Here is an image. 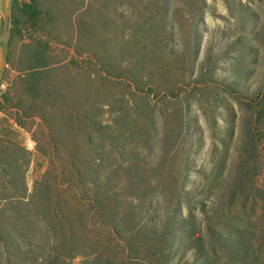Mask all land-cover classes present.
Here are the masks:
<instances>
[{
    "label": "rangeland",
    "instance_id": "1",
    "mask_svg": "<svg viewBox=\"0 0 264 264\" xmlns=\"http://www.w3.org/2000/svg\"><path fill=\"white\" fill-rule=\"evenodd\" d=\"M11 2L0 264H264V0Z\"/></svg>",
    "mask_w": 264,
    "mask_h": 264
},
{
    "label": "trees",
    "instance_id": "2",
    "mask_svg": "<svg viewBox=\"0 0 264 264\" xmlns=\"http://www.w3.org/2000/svg\"><path fill=\"white\" fill-rule=\"evenodd\" d=\"M11 1V27L7 41L8 49L16 36H18L20 39H23L24 35L26 34L29 42L27 44H23L22 48L29 49L35 47L38 49V52L35 53L34 58L36 59L41 57L42 52H46L48 50L49 42L35 35L41 32L42 34L47 35L49 40L51 39V30L50 27H48V23L51 22V16L49 15V12L40 8L38 0H27L25 2H20L18 0ZM5 59L6 61L9 60V50L6 53ZM34 63L35 65L28 64L25 70L32 71L31 73H33L42 68L48 67L47 63L43 60H34ZM97 203V206L100 204V209L99 207L96 209L97 213L99 214L103 208V202L98 201ZM28 264L31 263L28 262Z\"/></svg>",
    "mask_w": 264,
    "mask_h": 264
},
{
    "label": "built area",
    "instance_id": "3",
    "mask_svg": "<svg viewBox=\"0 0 264 264\" xmlns=\"http://www.w3.org/2000/svg\"><path fill=\"white\" fill-rule=\"evenodd\" d=\"M6 67H7V65H6Z\"/></svg>",
    "mask_w": 264,
    "mask_h": 264
}]
</instances>
